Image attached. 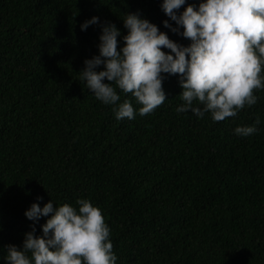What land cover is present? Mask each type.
Masks as SVG:
<instances>
[{
    "label": "trees",
    "instance_id": "1",
    "mask_svg": "<svg viewBox=\"0 0 264 264\" xmlns=\"http://www.w3.org/2000/svg\"><path fill=\"white\" fill-rule=\"evenodd\" d=\"M161 2L0 0V264L31 230V203L78 198L102 210L116 264H264V89L213 121L177 113L178 78L164 74L161 105L117 120L77 73L98 54L101 24L126 34L127 12L187 45L163 25ZM92 16L98 23L82 31ZM252 124L249 136L233 131Z\"/></svg>",
    "mask_w": 264,
    "mask_h": 264
},
{
    "label": "clouds",
    "instance_id": "2",
    "mask_svg": "<svg viewBox=\"0 0 264 264\" xmlns=\"http://www.w3.org/2000/svg\"><path fill=\"white\" fill-rule=\"evenodd\" d=\"M159 7L176 26L169 19L163 25L190 42H175L138 12L125 13L123 36L115 24H101L98 54L84 59L77 72L94 97L113 105L117 120H131L137 112L149 114L165 101L164 74H175L182 101L177 113L191 111L203 117L207 112L213 121H221L254 105L256 92L264 89V0H199L198 4L162 0ZM96 23L98 17L92 16L80 28ZM117 37L123 41L119 47ZM120 92L131 98L121 101ZM133 99L138 108L134 109ZM233 131L246 137L257 128L238 125ZM54 204L52 199L42 207L33 202L25 210L33 222L31 230L24 233L20 247L5 246V264H116L110 228L99 206L88 198ZM42 216L47 219L36 235L35 223Z\"/></svg>",
    "mask_w": 264,
    "mask_h": 264
}]
</instances>
